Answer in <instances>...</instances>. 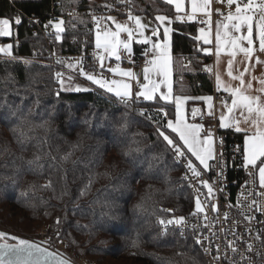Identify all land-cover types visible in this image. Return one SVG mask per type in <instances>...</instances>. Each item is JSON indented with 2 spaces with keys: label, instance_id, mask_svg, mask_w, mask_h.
I'll list each match as a JSON object with an SVG mask.
<instances>
[{
  "label": "trees",
  "instance_id": "obj_1",
  "mask_svg": "<svg viewBox=\"0 0 264 264\" xmlns=\"http://www.w3.org/2000/svg\"><path fill=\"white\" fill-rule=\"evenodd\" d=\"M103 1L60 0L56 13L100 7ZM51 4L15 2L37 18L48 16ZM133 12L173 20L174 94L182 85L187 96L213 95V77L201 71L211 67V55L194 39L199 24L176 21L177 13L162 0H133ZM13 13L9 2L0 0V18L13 26L12 37L2 41L13 45L17 57L0 55V76H8L0 79V231L38 241L47 229L51 245L62 244L86 264H207L190 237L182 238L174 226L161 235L157 222L158 216H187L193 206L181 166L158 136L155 120L140 115H158L164 122L156 109L163 106L173 118V106L137 99L125 105L99 88L61 90L53 68L44 64L47 57L34 54L44 41L32 35L25 20L16 25ZM63 20L62 39L54 37L52 45L57 54L75 51L88 22ZM144 49L134 45L135 53Z\"/></svg>",
  "mask_w": 264,
  "mask_h": 264
},
{
  "label": "snow or ice",
  "instance_id": "obj_2",
  "mask_svg": "<svg viewBox=\"0 0 264 264\" xmlns=\"http://www.w3.org/2000/svg\"><path fill=\"white\" fill-rule=\"evenodd\" d=\"M122 3L131 6L132 0H121ZM169 5L175 6L176 21H183L185 19L194 21L198 15H202L200 23L206 25L199 29V35L194 39L202 41L204 45L213 43L212 39V4L213 0H190L191 11L185 13V0H165ZM217 3H225V0H215ZM234 6V10H233ZM104 7L109 8L110 5ZM226 7L228 12L222 13L219 10L217 14L222 17L215 25L214 35V55L216 58L215 71V85L217 91H223L230 97V103L227 100L222 101V107L226 109V114H221L219 118V127L222 129L234 128L236 133H243V144L237 147V151L241 153L243 167L249 171V175L253 176L258 171L259 187L264 189V76L257 77L252 75L253 69L249 66V62L253 59L255 53H264V0H226ZM185 13V15H179ZM71 15V13H69ZM155 20L159 21L155 27L151 29V37L146 36L147 25L142 23L141 17L133 15L128 11L127 21L132 22H117L113 16H98L92 15V22L95 26V57L99 61V67L104 68V62L108 58H115L116 61L122 60V53L131 63L133 55V41L140 45L152 46V59L147 60V66L143 69L144 83H140L139 77L131 69L122 70L120 64L117 63L115 67L107 68L108 72L113 73L121 79H107L102 74L97 76L90 71H85L83 67V60L79 61L80 70L79 75L90 81L91 84L98 86L107 93L113 94L121 103L127 105L129 101L135 97L136 99L143 98L146 101H164L171 104L174 108L172 113L173 118H169V112L163 106L156 109L157 114L163 113L165 121L161 122L158 115L152 116L146 114L144 111L140 115L145 119L155 120L157 124L156 132L166 143L167 148L174 154V160H184L186 163L184 167L187 173L182 179L195 180L196 184L189 186L194 188V211L190 213L192 217H196L202 222V228L211 229L214 223L220 218L210 220L207 215V210L213 213L219 212V206L215 203V188L213 183H209V179H202V175L212 169L213 165L209 162L218 160L217 151L214 141V133L211 128L205 129L203 124L189 123L186 115L185 105L189 99L203 100L208 106V115H213V97L211 95L189 97L184 95V88L181 85L180 93L174 94L173 91V58H172V41L171 34L173 28L170 25L173 23L172 19L165 14H158ZM112 21L115 25V30L106 23ZM21 20L16 18L15 24L19 25ZM49 25L55 31V40L61 41V33L65 32V21L58 19L56 21H49ZM49 25H45L47 28ZM163 28V41L154 42L152 37L159 38L160 29ZM122 34L126 38L122 39ZM13 35V26L7 18L0 19V37H11ZM259 41L258 48L254 47L255 41ZM13 45L6 44L0 47V54L15 60L17 57L13 55ZM207 54H213V50L203 48ZM222 54L227 57L226 60V77L223 75ZM147 55V52H145ZM58 64H63L64 61L57 60ZM257 63L264 64V61L257 60ZM69 68H74L75 65L69 64ZM205 71L212 73L213 68L207 67ZM250 76V78H248ZM57 82L61 90L87 92L89 88L73 86V76L67 77L68 86L65 87L64 74L57 71L55 73ZM126 78V79H125ZM133 81L138 86V91H133ZM253 82H258V86L254 87ZM166 89V91L162 90ZM59 95V92L57 93ZM199 109H191V116L195 118ZM203 118V117H201ZM202 133L204 134L202 136ZM174 134V135H173ZM222 144V142H221ZM190 153L195 160L199 162L198 165L190 159L186 152ZM138 151V149H137ZM222 158V153L221 157ZM32 163V162H29ZM202 166V167H200ZM222 175V168L221 173ZM51 184L44 185L45 188L50 187ZM206 189V193L201 190ZM223 191V189H220ZM26 194V193H25ZM83 194V193H82ZM259 196L264 197V191L258 193ZM252 205H256V211L264 215V203L252 198L250 203L243 204V209H250ZM228 207H232L231 204ZM161 211L168 213L173 210L161 209ZM229 216L227 213L223 215V222H227ZM244 219L251 223L255 220L252 215H244ZM157 222L161 226V235H166L170 226L180 229V235L185 233L183 229L188 226L186 217H172L164 218L157 217ZM238 221L233 222V227L230 229L221 228L224 233L226 250L222 252L221 245H216L215 253L212 254L210 247L206 246L204 241L208 240L211 244L210 237L195 236V244L200 245L204 253L212 255V259L216 264H222V261L227 259L229 264H241L243 260H248L252 264V257L246 255L247 253H254L257 257L264 258V253L258 252L253 243H248L243 238V234H238L234 229ZM264 224V220L260 221ZM56 224H60L57 219ZM200 225H192L193 233ZM246 231L251 233V228ZM264 233V229L260 230ZM231 234L235 239L227 240V235ZM216 235L215 232L212 233ZM59 236V233H57ZM255 240L260 241L261 247H264V237L257 234ZM15 241L9 243L8 241ZM243 240L244 249L240 250V243ZM0 264H72V262L63 257L62 254L49 251L47 248L39 244L32 243L27 239H19L16 236H10L5 232L0 231ZM133 247H139L137 241L132 242ZM232 256H229V251ZM240 256V260L234 259L235 255ZM195 264V261H194Z\"/></svg>",
  "mask_w": 264,
  "mask_h": 264
},
{
  "label": "built area",
  "instance_id": "obj_3",
  "mask_svg": "<svg viewBox=\"0 0 264 264\" xmlns=\"http://www.w3.org/2000/svg\"><path fill=\"white\" fill-rule=\"evenodd\" d=\"M12 7L13 10V18L14 21L17 17L20 18V20H25L27 22V25L32 30V35L35 38H40L44 41L45 47H43L41 50L34 51L35 55H42L44 54L45 57H47L48 61L44 62V64L49 65L53 68L54 74L59 71L65 74V67L69 64L75 65L74 68H69L71 70L73 79V86H79L80 83L83 80H86L85 77L80 76L79 70H80V64L79 61L83 60V67L85 71H90L92 74H95L97 76H100L101 74L106 77L107 79L110 78L109 73L102 70L99 67V62L95 57L96 48H95V26L92 22V15H98V16H113L116 19H122L127 17L128 11L133 12V0L132 5L128 6L121 2V0H104L100 7L91 8L88 10H78V9H68L64 12H61V15H57L56 9L60 6V0H52L51 4V11L48 16L43 18H37L34 15H28L23 13L20 9H18L15 6V2L18 0H7ZM94 1V0H92ZM110 5L109 8L104 7L105 5ZM71 13V15H69ZM64 17L67 18H77V17H86L88 19L87 25L85 27V33L80 41V43L76 42L75 51L72 53H62L57 54L52 48V45L54 44V37H55V31L49 25V21H56L58 19H63ZM106 23L111 27L112 21H106ZM45 25H49L47 28H45ZM15 34V44H20V39L17 36V31H14ZM213 50V46H211ZM64 61L63 64H58L57 60ZM211 68H213V54H211ZM28 62L29 60H24ZM131 63L129 62V59L126 57V54L122 53V60L120 61L123 66L126 67H139V68H145L147 66L146 61H138L134 62V60L131 58ZM203 73H205V67L201 70ZM213 75V72L211 73ZM214 101L213 106L215 109L216 103L224 100V97L221 95H217L216 93L213 94ZM131 101H129L128 104H130ZM203 117V118H201ZM195 123L203 124L205 129L211 128V130L214 133V141H215V147L217 151V157L218 160H212L210 161V164L213 165L212 169L208 172L203 173L202 179H209V183L214 184L215 188V203L219 206V212L213 213L210 208L207 210V215L210 220H215L216 217H219L220 219L214 223V226L211 229L208 228H202V222L196 217H192L190 213L194 211V197H193V206L189 212V214L186 217L188 221V226L183 229V232L185 235L181 236L182 238H188L190 237L194 243H195V236H202V237H210L211 238V244L208 240H205L204 243L206 246L210 247V250L212 254L215 253V247L216 245H221L222 252L226 250V244H225V237L224 233H222L220 230L221 228L227 230L233 227V222L238 221L239 223L235 226V231L238 234H243L244 240H246L248 243H253L255 246L256 251L264 253V247H261V243L258 240H255L254 237L257 234H260L262 237H264V233H262L260 230L264 229V224H261L260 221L264 220V215H261L260 212L256 211V205H252L250 209H243V204L250 203L252 198H255L257 201L264 203V197L259 196L258 193L264 191V189H261L259 187L257 172L255 174V180L253 179V176L249 175V171L246 170L243 167V161L242 156L239 151H237V147L241 146L243 144V138L236 133L233 130L228 129H222L219 127V123L216 118L215 111H213V115H205L204 113L200 114L199 117L194 119ZM203 134V133H202ZM222 142V144H221ZM222 153V158L221 157ZM187 155V154H186ZM189 158L190 156L187 155ZM191 159V158H190ZM177 163L181 166V180L182 182L189 188L192 196L194 192V188L189 186L190 184H196L197 187H200L199 184L195 180L189 181L184 180L182 177L187 175H191L190 173H187V169L184 167V164L186 161L184 160H175ZM196 164V163H195ZM198 165V164H196ZM202 167V166H200ZM222 168V175L221 173ZM220 189H223L221 191ZM203 192L206 193V189L201 188ZM231 204L232 207H228V205ZM224 213H227L229 216V219L227 222H223V215ZM252 215L255 217V220H253L251 223L249 221L244 219V215ZM200 225V227L196 230L195 235L193 233L192 225ZM247 228H251V233L246 231ZM178 229V228H177ZM180 233V229H178ZM215 232L216 235L213 236L212 233ZM227 240H233L235 237H233L231 234L227 235ZM50 239H52L49 231L47 229H43L39 235L38 242L42 243L46 247L55 250L57 252H60L62 255H64L66 258L74 262L75 264H86L84 260L77 257L74 253H67L64 251V247L62 244H56L51 245ZM240 243V250L243 251L244 249V243L243 240L238 241ZM198 248L202 251L203 256L207 262V264H216V262L213 261L212 255L204 253L203 249L200 247V245H197ZM229 251V256L231 257L232 254ZM246 255L252 257V264H264V258L257 257L254 253H247ZM234 259L237 261L240 260V256L237 254L234 256ZM222 264H229L228 260L225 259L222 261ZM241 264H249L248 260H243Z\"/></svg>",
  "mask_w": 264,
  "mask_h": 264
},
{
  "label": "crops",
  "instance_id": "obj_4",
  "mask_svg": "<svg viewBox=\"0 0 264 264\" xmlns=\"http://www.w3.org/2000/svg\"><path fill=\"white\" fill-rule=\"evenodd\" d=\"M165 2V0H162ZM173 7V9L175 10V6L174 5H171ZM212 9H213V13H212V39H213V43L212 44H209V45H204L202 41H198L202 46H204L205 48H209V49H212L211 46H213V83H214V91L215 93H220V95L222 97H224V100H227L229 103H230V97H228V94L223 92L222 90L221 91H217L216 89V85H215V71H216V68H217V65H216V58H215V55H214V35H215V25H216V22L220 19H222V17L220 15L217 14V11L216 10H219L220 12L222 13H227L228 12V8L226 7V0H225V3H217L215 2V0H213V4H212ZM233 10H234V6H233ZM191 11V5H190V0H185V13H190ZM185 13H180L179 15H185ZM133 15H138L141 17V20H142V23L146 24L148 27H147V30L145 32V35L146 36H149L151 37V29L153 27H155L157 24H159V21L155 20V17L154 19H151L149 16L147 15H144V14H136V13H133ZM202 15H198L197 19L194 20V21H189L187 19L183 20L182 22H186V23H192V22H197L199 24V27H198V32H197V36L199 35V29L201 27H206L205 24L203 23H200V20L202 19ZM0 19H4V18H0ZM170 19V18H169ZM117 22H120V23H125V22H128L130 25L132 24V22H129L127 21V17L125 18H122V19H116ZM10 23L12 24V22L10 21ZM170 27H172V24L170 25ZM112 30H115V25L112 24L111 26ZM160 37L157 38V37H152V40L154 42H162L163 41V28L160 29ZM172 36V34H171ZM12 37V36H11ZM11 37H0V47L6 45V44H11L10 42H3L2 39H9ZM123 38H126V35L125 34H122V39ZM140 45V44H137L135 43V40L133 41V55H132V59L134 60V62H138V61H143V60H150L152 59V46L151 44L149 45H145V49L142 50V51H138V53H135L134 51V45ZM258 45H259V42L258 40L255 41V45L254 47L258 48ZM145 52H147V55H145ZM1 56H3V54H0ZM211 55V54H210ZM5 57V56H3ZM7 58V57H5ZM226 60H227V57L222 54V64H221V68L223 69V75L226 77ZM257 60L259 61H264V53H259L258 51L255 53L253 59L249 62V66L253 69V72L251 73L252 75H256L257 77H261V76H264V64H260V63H257ZM99 62V61H98ZM119 63L120 64V67L122 70H128V69H131L133 72H135L137 74V76L139 77V80H140V83H144L145 81L143 80V69L144 68H139V67H126V66H123L121 64L120 61H116L115 58H108L105 60L104 62V68H101L102 70L106 71L107 73H109L110 75V78L109 80L111 79H121V77L119 76H115L113 73L111 72H108L107 71V68L109 67H115L116 64ZM65 74H64V79H65V87L68 86V80H67V77L69 75L72 76V73H71V70L69 69L68 66L65 67ZM7 76V75H5ZM8 77V76H7ZM250 78V76L248 77ZM126 79V78H125ZM72 85H74L73 83V80H72ZM133 91H138V86L136 85V82L133 81ZM254 83V87L255 86H258V82H253ZM80 87H86V88H89V91L90 90H93L94 88H99L98 86L96 85H93L91 84L90 81H87V80H83L80 85ZM100 89V88H99ZM103 90V89H102ZM164 91H166V89H162ZM75 92V91H73ZM110 95H112L113 97H115L113 94L111 93H108ZM214 94V93H213ZM213 97V101H214V96L211 95ZM189 97H199V96H189ZM136 99L135 97H133L132 100ZM137 100H142V101H146L144 100L142 97L137 99ZM224 100H221L219 102L216 103V106H215V109H214V106H213V110L212 111H215V114H216V118H217V121L219 123V118H220V115L221 114H226V109L222 107V101ZM212 101V103H213ZM164 102V101H163ZM185 108H186V115H187V120L189 123H195L194 122V119H196L197 117L200 116V114L204 113L205 115H208V106L207 104L203 101V100H196V99H189L185 105ZM193 108H196V109H199L200 112L198 113V115L193 118L191 116V109ZM228 130H234V128L232 129H228ZM238 134H241L242 138L244 136L243 133H238ZM204 134H202L203 136ZM186 153V149L184 150ZM190 156L191 154L188 153ZM191 158L193 159V161L196 163V164H199L198 161L195 160V157H192ZM210 163V162H209ZM257 177H258V182H259V176H258V171H257Z\"/></svg>",
  "mask_w": 264,
  "mask_h": 264
},
{
  "label": "water",
  "instance_id": "obj_5",
  "mask_svg": "<svg viewBox=\"0 0 264 264\" xmlns=\"http://www.w3.org/2000/svg\"><path fill=\"white\" fill-rule=\"evenodd\" d=\"M8 235H10V236H16V235H12V234H9V233H7ZM17 238H19V239H25V238H22V237H19V236H16ZM28 240V239H27ZM30 242H32V243H36V244H39V245H41L42 247H45V248H47L49 251H51V252H55V253H58V254H61L60 252H57V251H55V250H52V249H50V248H48V247H46L45 245H43L42 243H40V242H38V241H34V240H29ZM3 241H0V243H2ZM9 243H15V241H12V240H10V241H8ZM63 257H65L64 255H62ZM71 261V260H70ZM72 262V261H71ZM72 264H75L74 262H72Z\"/></svg>",
  "mask_w": 264,
  "mask_h": 264
},
{
  "label": "rangeland",
  "instance_id": "obj_6",
  "mask_svg": "<svg viewBox=\"0 0 264 264\" xmlns=\"http://www.w3.org/2000/svg\"><path fill=\"white\" fill-rule=\"evenodd\" d=\"M259 42V41H258ZM0 79H7V76H5V75H1L0 76Z\"/></svg>",
  "mask_w": 264,
  "mask_h": 264
}]
</instances>
